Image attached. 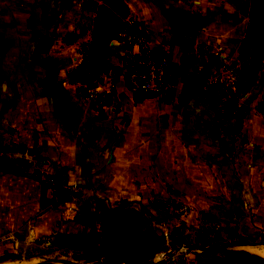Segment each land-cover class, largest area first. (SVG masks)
<instances>
[{
  "label": "crops",
  "instance_id": "crops-1",
  "mask_svg": "<svg viewBox=\"0 0 264 264\" xmlns=\"http://www.w3.org/2000/svg\"><path fill=\"white\" fill-rule=\"evenodd\" d=\"M124 2L131 11L127 22H143L152 45L169 51L174 81L161 96L139 97L129 91L121 72L95 73L101 83L94 88L110 93L103 108L77 93L80 80L63 77L56 57L49 62L56 52L50 49L53 40L56 46L64 44L60 32L75 34L73 42L67 40L72 47L61 49L68 53L66 61H82L78 67L83 63L95 19L85 0H0V253L16 249L4 243L7 235L31 237L34 208L47 206L49 193L34 180V168L66 174L68 182L90 199L91 219L96 221L100 216L95 208L101 202L120 208L155 206L169 190H177L198 206L202 201L193 197L195 190L210 184L264 188L260 85L250 86L238 98L233 130L228 132L206 95L218 71L214 56L222 45L229 52L234 38L214 37L212 25L175 31L180 18L195 17L193 5L202 8L207 0ZM86 14L88 26L81 20ZM244 38L245 34L239 36L233 56ZM81 43L85 48L78 54L74 45ZM121 53L112 41L109 68H119ZM55 66L57 81L73 87L63 86L67 113L55 112L54 98L45 93ZM189 86L193 95L182 104Z\"/></svg>",
  "mask_w": 264,
  "mask_h": 264
},
{
  "label": "rangeland",
  "instance_id": "rangeland-1",
  "mask_svg": "<svg viewBox=\"0 0 264 264\" xmlns=\"http://www.w3.org/2000/svg\"><path fill=\"white\" fill-rule=\"evenodd\" d=\"M193 8L203 28L212 25L210 33L214 37L234 38L231 50L220 45L219 54H225L226 64L235 69L238 98L250 86L260 85L258 100L264 117V53L258 49L259 43L248 37L255 18L264 22V0H207L204 7ZM81 20L88 26L90 15ZM73 34H57L64 44L56 46L53 40L50 49L56 52L49 62L56 57L63 77L79 79L77 93L89 101L90 91L101 82L94 70L82 75L74 73L82 61L75 60L71 65L66 61L68 53L61 49L72 47L67 40L73 42ZM242 34L245 38L240 52L233 56ZM74 47L79 54L85 44ZM54 68L51 70L57 75L59 69ZM63 86L73 88L67 82ZM235 115H218L225 132L233 130L231 120ZM33 176L49 193L47 206L34 208L31 237L10 234L3 238L5 244H13L16 249L1 252L0 264H264V258L254 250L264 246V188L238 190L210 184L209 188L195 190L193 197L202 201L198 206L177 190H169V196L155 206L130 204L120 208L101 202L95 208L100 216L96 221L91 219L90 199L68 182L66 174L34 168ZM173 199L188 205L186 214L179 216L168 209L167 203ZM207 247L220 249L202 251Z\"/></svg>",
  "mask_w": 264,
  "mask_h": 264
},
{
  "label": "built area",
  "instance_id": "built-area-1",
  "mask_svg": "<svg viewBox=\"0 0 264 264\" xmlns=\"http://www.w3.org/2000/svg\"><path fill=\"white\" fill-rule=\"evenodd\" d=\"M116 41L122 49L119 69L134 96H161L171 89L174 81L171 55L169 51L152 45L149 31L143 22H127V27L118 33ZM224 55L218 53L214 56L218 71L209 80L208 89H219L217 110L220 115L229 116L236 113L238 108V80L235 69L226 64ZM89 101L104 108L109 104L110 93L101 89L91 90ZM167 207L179 216L188 211V205L178 199L169 201Z\"/></svg>",
  "mask_w": 264,
  "mask_h": 264
},
{
  "label": "trees",
  "instance_id": "trees-1",
  "mask_svg": "<svg viewBox=\"0 0 264 264\" xmlns=\"http://www.w3.org/2000/svg\"><path fill=\"white\" fill-rule=\"evenodd\" d=\"M85 8L95 14L92 41L84 49L85 59L74 73L82 75L94 70L99 74L112 70L120 74L119 68L107 66V52L112 41L116 40L118 33L127 27V19L131 14L130 8L124 0H85ZM249 30V39L253 37L254 41L260 45L258 49L264 53V22L255 18ZM206 95L216 108L219 89L213 87L206 92ZM217 114L220 115L218 110Z\"/></svg>",
  "mask_w": 264,
  "mask_h": 264
},
{
  "label": "water",
  "instance_id": "water-1",
  "mask_svg": "<svg viewBox=\"0 0 264 264\" xmlns=\"http://www.w3.org/2000/svg\"><path fill=\"white\" fill-rule=\"evenodd\" d=\"M202 28V19L199 17H190L185 16L179 19L177 24L176 32H187V31H196ZM56 72L50 70L49 76L44 86L45 93L47 96L54 98V109L55 112L58 113H67L68 109V101H67V93L65 88L57 81ZM193 95V88L189 86L183 97H182V104H186ZM220 248L217 247H207L202 249L204 252H211L216 251ZM146 264H153L152 262Z\"/></svg>",
  "mask_w": 264,
  "mask_h": 264
},
{
  "label": "bare ground",
  "instance_id": "bare-ground-1",
  "mask_svg": "<svg viewBox=\"0 0 264 264\" xmlns=\"http://www.w3.org/2000/svg\"><path fill=\"white\" fill-rule=\"evenodd\" d=\"M257 254H259L260 256L264 257V248L263 249H258L255 251Z\"/></svg>",
  "mask_w": 264,
  "mask_h": 264
}]
</instances>
